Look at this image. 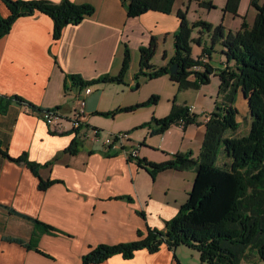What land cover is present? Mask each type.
Returning <instances> with one entry per match:
<instances>
[{
    "label": "crops",
    "instance_id": "1",
    "mask_svg": "<svg viewBox=\"0 0 264 264\" xmlns=\"http://www.w3.org/2000/svg\"><path fill=\"white\" fill-rule=\"evenodd\" d=\"M72 1L92 4L96 11L79 24L67 25L59 39L54 38L52 18L39 11L19 17L10 32L0 38V94L20 95L41 108L60 107L66 117L63 119L66 130L54 133L44 118L27 105L12 102L4 113L0 112V264H82V256L98 244L136 240L138 232L146 231L147 225L164 228L165 221L174 217L187 201L196 179L193 170L169 169L152 176L138 164V158L109 152L103 142L82 139V131H72L67 118L80 96H84V130L97 127L111 133L127 131L125 144L137 147L140 158L154 162L171 159L178 152L198 156L206 132L205 116L214 109L211 110V104H202L201 123L186 128L178 123L154 134L149 126H143L153 116L168 115L173 102L194 106V113L197 110L192 99L194 92L181 90L169 74L154 78L157 83L147 86L142 83L146 75L135 78L139 68L131 72L132 78L128 76L125 83L100 82L82 90L65 89L70 73L80 74L84 79L119 73L124 44L128 43L132 53H136L141 45L149 44L152 36L158 37L160 52L162 42L168 41L173 47L166 56L155 55L161 60L154 64L166 65L175 51L173 35L180 25L176 12L182 8L176 9L175 2L171 13L150 10L129 17L124 0ZM250 3L251 0H241L238 16L225 12L228 29L238 30L244 16L253 23L256 11ZM0 14L4 17L10 14L3 0ZM198 51L193 47L194 57L202 54ZM208 61L218 69L226 64L224 56L218 60L212 56ZM138 82L146 87L136 95L132 92L141 88H135ZM110 85L117 87L109 91ZM123 85L128 88L120 87ZM87 87L91 92L85 95ZM152 94L160 97L156 104L105 114L143 102ZM241 100L247 102L249 111L242 90L237 97L238 108ZM237 118L241 122L237 134L247 133L250 111L244 118L246 127L240 112ZM74 140L79 142L76 152H65ZM5 150L11 157L27 153L31 160L43 165L40 175L56 182L41 190L33 171L6 157L2 153ZM224 198V194L219 197L215 203L218 208L213 207L210 214L221 215ZM6 207L49 223L63 233L41 234L39 248L47 254L6 240L4 236L28 240L34 229L29 220L12 214ZM140 212H145L146 218ZM97 264H201V259L196 249L181 245L172 250L164 244L154 253L140 249L132 258L116 254Z\"/></svg>",
    "mask_w": 264,
    "mask_h": 264
},
{
    "label": "trees",
    "instance_id": "2",
    "mask_svg": "<svg viewBox=\"0 0 264 264\" xmlns=\"http://www.w3.org/2000/svg\"><path fill=\"white\" fill-rule=\"evenodd\" d=\"M3 1L10 14L6 17L0 14V38L10 32L19 17L39 11L52 18L54 38L59 39L67 25L79 24L96 11L92 4L76 3L72 0ZM198 1L209 9L217 6L212 0ZM175 2L176 0H124L129 17L140 16L150 10L171 13ZM240 2L241 0H227L224 12L238 16ZM250 4L256 11L254 22L250 24L244 16L241 27L236 31L228 29L223 23L214 25L201 19L191 22L187 12L179 9L177 16L180 25L173 35L175 51L166 65L158 66L152 62L158 37L152 36L148 45L140 46V70L135 74L136 79L141 75L153 79L169 74L180 89H194L208 84L215 75L220 80L217 101L206 122L205 137L198 156H193L191 152H178L163 162L138 157V164L146 168L152 176L169 169L196 172L193 189L177 214L165 221L164 228L147 225L146 231L138 232L139 237L136 240L98 244L82 256V264L101 263L116 254L132 258L140 249L154 253L164 244L172 250L181 245L196 249L200 253L201 264H241L249 254L254 257L258 255L264 260V0H251ZM195 28H199L200 34L193 37ZM205 32L211 36L212 49L218 44L222 46L221 54L226 63L224 67L215 68L208 61L213 55L206 46L201 55L194 57L193 43L203 46ZM124 47V58L118 74L106 73L98 78L84 79L80 74L70 73L66 77L65 89L82 90L87 85L100 82L125 83L132 52L128 43ZM174 63L179 64L178 72L171 74L170 67ZM139 86L140 82L135 88ZM240 90L248 99L251 117L250 129L245 134H237L241 127L237 118L240 112L237 107ZM158 100L159 96L154 94L147 101L119 107L105 114L134 111L156 104ZM12 102L27 105L42 117L45 112L51 111L20 95L0 94V112L4 113ZM55 109L60 110V107ZM198 116L187 104L173 102L168 115L160 118L153 116L143 126H149L154 134H161L181 121L184 128L200 123ZM72 131L76 132L74 129ZM57 132L54 130V133ZM78 144L74 140L65 152H76ZM2 153L15 162L28 166L39 178L38 187L41 190L56 182L44 179L40 175L43 165L31 160L27 153L17 157H11L6 150ZM49 164L46 163L47 166ZM223 194L225 198L221 215L210 214L213 207L218 208L215 203ZM125 198L131 199L128 196ZM6 208L12 214L29 220L34 227L28 240L17 236H4L6 240L47 254L39 248L41 234L63 233L38 218L11 207ZM140 213L146 218L145 212Z\"/></svg>",
    "mask_w": 264,
    "mask_h": 264
},
{
    "label": "rangeland",
    "instance_id": "3",
    "mask_svg": "<svg viewBox=\"0 0 264 264\" xmlns=\"http://www.w3.org/2000/svg\"><path fill=\"white\" fill-rule=\"evenodd\" d=\"M212 1L217 6L215 8L209 9V8H207L205 6L200 5L198 0H176V9L181 7L184 11H186L187 12V17H188V19L191 22L201 19V20H206L208 22H211L214 25H218V24H220L222 22H223L224 25H226V23L224 22V18L226 16V14H225V12L223 10L224 5H225V0H212ZM262 1L263 0H261V2ZM228 17L232 18L233 16L228 14ZM252 22H254V21H252ZM232 29H236V28L233 27ZM199 34H200L199 33V28H195L194 31H193V37H196ZM161 45H164L162 51L160 52V48H158L159 47V45H158L157 49H156L157 53L155 52V54L153 56V59H152V62L161 60V58H156V56H155L156 54H158V56H160L161 54H163V53L165 54L167 51H171V49H173V47L170 46L171 44L168 41L164 42V43L162 42ZM205 46L210 50V52L212 53V55H213L215 60H218L219 58H222V56H223L221 54V47L222 46L220 44H218L212 49L211 36L207 32H205L204 35H203V46H200V45H198L196 43H193L194 49H199L198 52H200V53H202L203 48ZM139 60H140V51L139 50L136 53L135 52L131 53V64H130L129 70L126 73L125 81H126V79H128V76L131 77V72L132 71L135 72V71H137L140 68ZM143 77L142 78L144 80H142V83L146 82L145 85H147V86L157 83V80H154V78L150 79V78H148L146 76H143ZM156 79H159V77H157ZM219 83H220L219 77L213 75L211 77V81L208 84L202 85L200 88H194V89L193 88H189V89H191L194 92L192 99H194L193 103L197 104V110L195 111V113L199 115L198 117H199L200 123L203 121V115L201 114V110L203 108L202 104H205V103L211 104V106L209 105L211 110L214 108L215 102L217 101V93H218V90H219ZM145 85L144 86L143 85L140 86L141 88L139 90H136L135 92H132V93L136 94V95L140 94L141 91L146 87ZM116 87L117 86H111L110 85V90L109 91H114L116 89ZM120 87H122L124 89L128 88L125 85L120 86ZM181 90H187V89H181ZM152 95H154V94H152ZM147 100H145V101H147ZM139 103H141V102H139ZM206 106H208V105H206ZM143 107L146 108L145 106H143ZM140 108H142V107H140ZM137 109H139V108H137ZM239 109H240V118L243 121L244 127H246L247 124H245L244 118L247 117L248 114H249L247 102H244L242 100L239 101ZM196 124H198V123H196ZM102 131H103L102 132L103 136L108 134V133H111V132H108L106 130H102ZM193 186H194V183H193ZM193 186H192V189H193ZM256 258H257V260H255L254 256H251V254H249L248 256H246L242 260L241 264H264V260H261L258 255L256 256Z\"/></svg>",
    "mask_w": 264,
    "mask_h": 264
},
{
    "label": "built area",
    "instance_id": "4",
    "mask_svg": "<svg viewBox=\"0 0 264 264\" xmlns=\"http://www.w3.org/2000/svg\"><path fill=\"white\" fill-rule=\"evenodd\" d=\"M91 92V88L87 87L85 89V95ZM194 106H190V110L193 112ZM86 114V99L84 96H80L78 103L74 107L71 116H67L70 120L72 129L77 131H82V139H89L94 142H103L107 151L109 152H122L128 158L137 159L139 157V150L137 147L128 146L125 144V139L128 138L129 133L127 131H121L117 133H108L103 136V131L97 127H90L87 130H84V121L83 118ZM65 116L61 113L60 110L51 109V111L44 113V120L46 123L54 130L65 131L66 127L63 126V119ZM210 118L209 115L205 116V121H208ZM183 124V121L181 123ZM183 126V125H182Z\"/></svg>",
    "mask_w": 264,
    "mask_h": 264
},
{
    "label": "water",
    "instance_id": "5",
    "mask_svg": "<svg viewBox=\"0 0 264 264\" xmlns=\"http://www.w3.org/2000/svg\"><path fill=\"white\" fill-rule=\"evenodd\" d=\"M178 68H179V64L178 63H174L171 67H170V73L171 74H176L178 72Z\"/></svg>",
    "mask_w": 264,
    "mask_h": 264
}]
</instances>
